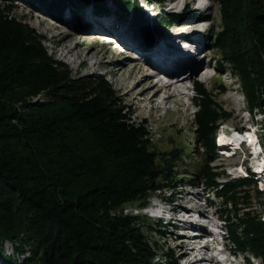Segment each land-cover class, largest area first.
<instances>
[{"label":"trees","instance_id":"1","mask_svg":"<svg viewBox=\"0 0 264 264\" xmlns=\"http://www.w3.org/2000/svg\"><path fill=\"white\" fill-rule=\"evenodd\" d=\"M39 1L59 19L68 3L79 8L93 2L96 12L114 13L117 18L133 14V28L148 47L159 42L157 33L166 34L167 26L184 20L181 13L173 12L151 21L139 0ZM220 2L227 13L234 0ZM247 25L242 39L235 30L236 19L228 22L217 40L228 44L231 61L258 99L264 90V9L256 10ZM42 39L10 15L9 8L0 7V61L5 62L0 70V255L2 244L9 241L18 254L28 248L26 259L36 264H162L154 259L155 251L135 222L140 215L109 213L136 199L138 207L145 208L150 193L170 186L175 180L173 163L182 161L180 149L170 152L172 163L165 162V169L157 165L146 130L129 122L109 82L101 75L71 77L65 63L47 57ZM28 72L29 79L22 81ZM14 74L21 76L18 81L12 79ZM21 82L28 84L30 94L45 91L47 99L16 106L11 89ZM198 84L194 82L195 87ZM197 91L198 97L207 98L203 89ZM57 102L64 105L60 111L68 107L64 116L47 110ZM201 114L205 121L199 120V125L207 129L210 118L205 111ZM76 128L84 129L94 155L85 154L70 139ZM209 135L206 130L207 155L214 150ZM95 145H104V162L95 157ZM106 156L115 167L110 171ZM199 174L192 172L198 182L226 199L224 219L233 250L260 258L264 264V220L249 211L237 214L233 182L219 186L209 171ZM203 177L208 179L202 182ZM248 182L243 178L239 183ZM76 183L81 190L71 189ZM228 199L233 200L229 202L236 210L235 221ZM99 209L108 214L106 220L90 215ZM4 258L11 262V257Z\"/></svg>","mask_w":264,"mask_h":264},{"label":"rangeland","instance_id":"2","mask_svg":"<svg viewBox=\"0 0 264 264\" xmlns=\"http://www.w3.org/2000/svg\"><path fill=\"white\" fill-rule=\"evenodd\" d=\"M139 2L151 21L158 22L161 15L173 12L181 13L184 20L167 26L166 34L157 33L159 42L153 47H148L133 28V14L125 16L126 18H117L114 13H98L92 6L93 2L79 8L70 6L71 4L68 3L69 6L64 9L60 19L48 12L39 0H0V7L9 8L10 15L27 23L35 33L42 35V45L46 49L47 57L65 63L71 77L78 79L89 75H101L109 82L115 91L116 101L129 122L140 124L139 126L146 130L149 151L156 154L155 163L157 165L164 168L167 164L165 162L172 163L170 152L180 149L183 155L182 161L178 160L175 164L173 163L175 180L170 186L150 193L145 208H139L140 201L136 199L126 203L122 209H111L109 214L110 216L113 213L140 215L141 217L135 219V222L140 225L151 250L155 251L154 259L162 264H174L172 259L175 258L177 264H182L184 254L187 252V249L180 244L183 236L179 237L171 229L172 226L164 228L162 222L161 226L156 225L160 221L156 222L150 217L148 210L157 201L162 202L169 209L168 218L177 221L173 219V214L179 213L178 208L185 206L188 199L194 201L192 198L194 192H202L205 193L207 201V206L202 208L213 211L215 216L225 221L224 216L227 213L223 211L226 204L225 197H222L221 192H216L215 188L207 187L210 190L208 191L204 184L208 178L203 177L202 182L204 183L202 184L192 175L193 171L198 170L200 176H203L201 175L203 171H209L219 186L233 182L235 192L233 199L237 203V214L242 216L243 212L249 211L258 215L261 220L264 219V191L261 190L264 184V169L259 177L248 168L252 158L251 147L242 143L239 146L240 149L234 150L235 153L231 155L221 154V150L217 148L218 136L222 132L232 134L235 131L232 130L233 128L239 131L244 130L239 133H249L250 138L246 141L248 145L254 137L252 133L255 134V143L258 139L261 150L258 156L264 159V90L259 91L258 99H256L257 95L256 98L253 97L250 84L246 83L245 77L231 61L230 47L223 40H217L218 34L224 31L226 23H231L235 19L237 21L235 30L241 34L243 39V33H245L251 16L256 10L264 9V0H234L233 5L226 11L227 13H223L220 0H139ZM108 6L113 9L110 2ZM121 27H125V31H122ZM121 31L126 32L127 35L124 34L129 39L124 52L122 51L123 46L126 45L113 40L119 34L121 35ZM111 35L113 38L108 39ZM171 39L198 49L195 74L186 81L193 85V91L188 89V93L179 94L183 88L178 89V87L182 84L175 85L176 95L172 91L175 88H162L157 82L156 74L153 73L154 69H151L152 67L146 64L143 61L144 58L141 57L144 53L148 55L147 52L138 54L137 48L134 47L144 48V51L159 50L161 42L170 44L173 41ZM157 58L158 62L161 58ZM115 59L116 63H113L112 60ZM4 67L5 62L0 61V70ZM148 75H151L149 80ZM24 76L22 81L26 82L25 80L30 76L29 72ZM20 77L12 75L15 81H18ZM24 82L14 85L11 89L16 106L21 107L25 102H43L47 99L45 91L30 94V87ZM194 82L199 83L197 87ZM196 88L199 91L203 89L207 98L198 97ZM157 89L159 92L153 100L149 101ZM192 94H194L193 97H191ZM260 101H262L261 106H259ZM62 106L64 107L61 102L53 103L47 110H54L64 116L69 109L65 106V109L60 111ZM203 111L210 118L207 129L200 126L198 122L201 119L205 121L201 114ZM249 128L256 129L258 132ZM206 130L210 132L207 140L212 141L214 145L213 152L208 155L206 153L210 146L209 142H207L208 145L205 143ZM69 135L72 141L78 142V146L86 150L85 154L92 153L88 144L89 137L84 129L76 128ZM255 146L259 151L257 143ZM94 148L98 153L95 157L99 159L98 161L102 159L101 161L104 162V157L101 158V154L105 151L104 145H95ZM106 158H109L107 168L110 167L108 169L110 171L111 167H115L111 162V157L106 156ZM243 178L249 179V182L240 184ZM203 187L205 188L200 189ZM71 189L81 190L77 183ZM229 201L233 200L228 199L227 208L231 210V217L235 221L236 210L230 206ZM103 212L99 209L90 215L94 214L100 220H106L108 214L105 213L106 211ZM142 216L148 219L143 221ZM230 244L231 242L228 248L236 256L246 260L248 256H251V254L246 255L233 250ZM6 256L11 257V262L4 258ZM29 256L28 248H24L18 254L14 251L12 243L6 241L2 244L0 264H36L27 261L26 257ZM257 262L261 263V259L258 258Z\"/></svg>","mask_w":264,"mask_h":264},{"label":"bare ground","instance_id":"3","mask_svg":"<svg viewBox=\"0 0 264 264\" xmlns=\"http://www.w3.org/2000/svg\"><path fill=\"white\" fill-rule=\"evenodd\" d=\"M121 28H122V31H125V29H126L125 27H121ZM104 32H107V31H104ZM108 33H110V32H108ZM124 33L126 34V32H122L121 35L119 34V36H116V39L113 38L112 35L108 36L109 39L112 37L113 40H115V41L117 40L121 45H126V46H123L124 47V50H122L123 52L127 48V45H128V42H129V39L126 36L127 34L125 35ZM178 34H180V33H178ZM177 36H180V35H177ZM181 36H183V34ZM171 40H173V41L170 44L169 43L168 44L167 43L164 44V43L161 42V45H160L161 48H159V50L156 49V50H153V51L152 50L151 51H147V50L144 51L145 50L144 48H140V47H137V46H134V47L137 48L136 52H138V54H142L144 52H147L148 55H145V53H144V55L141 56V57L144 58L143 61L146 64H148V65H150L152 67L151 69L156 70V68L158 67V68H163L166 72H174L173 77H175L177 79L175 84H177V83L183 84L184 82H186L189 78H191L195 74V68H196L195 64H197L196 63V60H197L196 58L199 55L198 49L197 48H193L192 45L188 46V44L177 43V41L175 39H171ZM133 53H135V51ZM157 54H159V55H157ZM155 55H157V56L155 58H153V56H155ZM132 56H134V55L132 54ZM136 57H138V56H136ZM157 57L161 58L158 62L156 61V59H158ZM176 57H178V58H176ZM162 59H164V60H162ZM112 62L116 63V59L112 60ZM184 71H186V72L184 73ZM182 73H184V74H182ZM149 77H151V75L150 76L148 75V80H149ZM171 86H173V85L166 86V87H164V89H168ZM151 88H153V86ZM173 88H175V86H173ZM158 92H159V89L155 90V92H153V95L149 98V101L153 100V98L157 95ZM233 133L229 134V133H225V132L223 133L222 132L220 134V136H219V144L220 145L231 144L234 149L239 148V146L242 143H244L245 145L251 147V151L252 152H251L250 155H252V158L250 160L251 161L250 162V167H248V168L250 170L252 169V172L256 171L257 173H259L261 175L262 170L264 169V159H260V157L258 156L259 155V151H260V145L256 141V143H257V145L259 147V151H258L256 146H255V144H256L255 140H254L255 139V134L252 133L254 135V137H252V139H251L252 140L251 144L248 145V143L246 141H247V138H250L249 133L240 134L239 132H236V131H234ZM249 153H250V151H249ZM240 171H242V170H240ZM262 186L264 188V184H262ZM204 194L205 193H203V195ZM163 207H164V209L169 211L167 206L163 205ZM192 208L197 209L198 207L194 204V205H192ZM201 216H204V215H201ZM168 217L166 218L168 223H170V222H175L176 223L177 221L178 222L183 221L182 219L179 218V216L174 215V214H173V219H175L177 221H174V220H172L171 218H168ZM169 219H171V221ZM222 230H223V233L221 234L222 241L220 243L222 244L224 249L228 252V254L233 256L236 259L243 260L244 262H246L248 264H254L255 261H253L251 259L252 256H250V257L248 256V259L246 260L245 258H240L239 256H236L234 253H231V250L228 248V246H229V241H228L229 237H228V231H227L226 224L222 227ZM184 238H186V240H188L187 238H189V237L183 236V239ZM257 259L258 258H256V261H257ZM258 264H262V262L258 263Z\"/></svg>","mask_w":264,"mask_h":264}]
</instances>
